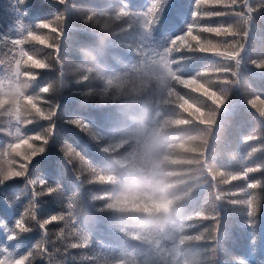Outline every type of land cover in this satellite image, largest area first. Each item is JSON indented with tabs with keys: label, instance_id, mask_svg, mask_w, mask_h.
I'll use <instances>...</instances> for the list:
<instances>
[{
	"label": "trees",
	"instance_id": "1",
	"mask_svg": "<svg viewBox=\"0 0 264 264\" xmlns=\"http://www.w3.org/2000/svg\"><path fill=\"white\" fill-rule=\"evenodd\" d=\"M196 2L169 0L156 24L154 9L159 0H68L67 9L53 0H27L24 4L0 0V84L27 80L36 108L43 106L41 95L45 106L49 102L59 106L55 135L46 152L29 165L28 178H43L50 185H61L62 191L40 198L37 218L43 220L59 212L66 218H79L47 226L46 249L42 247V253L34 255V264H264V187H248L249 181L264 183V171H252L264 167V116L249 105L254 97L264 98V70L252 63L264 60V0H240L259 8L251 13L241 7L236 15L197 21L206 26L233 25L242 32L243 19L250 15V31L242 41L239 62L226 60L212 50V45L225 37L194 25ZM198 2L206 4L207 0ZM205 10L222 11L211 6ZM119 12L126 15L114 22L115 35L102 48L100 37L104 33L94 23H86L85 17L95 13L103 18ZM241 13L243 16L238 15ZM42 21H52L63 33H51L53 43L59 45L58 53L34 43H11L23 39L27 29ZM84 49L97 54L99 65L113 77L111 83L81 79L80 66L86 65ZM21 52L47 58L51 68L23 67ZM18 60L28 75H16ZM31 73L39 74L38 80H31ZM177 77L207 87L226 97L227 103L218 108L204 87L182 85ZM47 85L54 89L52 94H42L40 89ZM133 86L137 88L134 94ZM24 107L18 104L9 114L0 109V151L23 134H39L48 128L49 121L31 123L28 118L32 115ZM213 115L215 122L210 123ZM76 118L90 124L89 135L67 123ZM247 137L253 139L245 142ZM70 147L90 165L70 158L65 152ZM161 152L172 159L193 161L166 166L180 173L176 179L187 181L170 190L182 196L174 212L180 231L172 232L173 239L162 234L168 229L163 216L97 211L107 203L125 202L122 198L131 203L132 198L147 194L152 180L149 164L154 154ZM16 160L20 162L19 157ZM0 165H7V157ZM209 171L222 172L224 177L213 180ZM108 176L117 179H100ZM229 177L236 179L229 184L221 182ZM28 178L0 184V247L6 253L0 260L17 261L29 251L35 252L45 232L35 226L15 241L7 239L8 228L25 218L34 199ZM252 197L259 205L254 225L244 203ZM68 204L74 207L66 211ZM198 213L219 217L218 235L213 221ZM81 228L91 243L87 248L69 247L82 242L70 234ZM61 230L63 236L59 235ZM138 234L145 240L133 238ZM197 235L204 239L179 243L182 236Z\"/></svg>",
	"mask_w": 264,
	"mask_h": 264
},
{
	"label": "snow or ice",
	"instance_id": "2",
	"mask_svg": "<svg viewBox=\"0 0 264 264\" xmlns=\"http://www.w3.org/2000/svg\"><path fill=\"white\" fill-rule=\"evenodd\" d=\"M27 0H19V3L24 4ZM169 2V0H159L158 5L154 9L156 11V24L159 23L162 12L164 10L165 5ZM207 6H211L217 9H222V11H206L205 8ZM243 7L244 12L251 13L253 11L259 10V8H253L250 6V3H241L240 0H207L206 4H202L200 2H196L195 5V12L198 14L197 20H195L194 25L200 28H204L206 31L214 33L217 37H225L226 39L216 41L212 45V50L215 51L219 56L223 57L226 60H232L239 62V58L241 56V53L244 51V43L242 41H246L249 32L247 35L241 34L234 30L233 25L225 26L223 24H220L218 26H206V25H200L197 23L199 19H204L205 17L211 18V17H222L227 16L230 13L233 15L237 14V9ZM249 9L252 11L250 12ZM243 14V13H241ZM47 29L48 32H43L41 30ZM58 28L54 26L52 21H42L39 22L34 29H27V32H31L32 35L27 37V42H24L23 39H21V43H34L36 45H43L44 47H47L49 49H52L54 52H57L56 44L53 43V36L51 33H57ZM188 31V30H187ZM186 31V32H187ZM250 31V29H249ZM181 38H184L183 34L180 35ZM197 36H199V33H197ZM231 39H227V38ZM58 53V52H57ZM29 56L33 57L37 61H42L43 64L39 67L37 66H31L34 69H49L47 66V58L45 57H38L36 53H28ZM255 66L258 69L264 70V65H256ZM32 76L38 80L39 74L37 73H31ZM44 94V92H42ZM40 106L39 109H42V111H39L38 114L32 115L28 118V120L31 123H36L38 121H49L48 128L39 134H33V135H26L23 134L22 136H19L14 141L10 142L6 149L3 151H0V160H3L4 157H7V165H0V184H4L7 181L14 180L16 178H28L29 174V165H31L32 161L38 157L43 155L48 145L51 142L52 137L55 135V127H56V118L58 116L59 112V106L54 105L51 102L47 106L44 104V96L41 95L40 100ZM250 107L255 109L261 116H264V98L261 97H254L252 100L249 101ZM67 123L71 124L75 128L79 129L81 132H84L89 135L91 131L90 124L80 118H76L70 121H67ZM27 123L25 124V126ZM252 137L245 138V142H249ZM258 139V137H257ZM39 141L40 143L37 144L35 142ZM65 152L68 153L69 157H76L79 159L80 163L85 165H90L89 161L85 159L82 154L77 151L76 149L70 147L66 148ZM20 158V162L16 160V158ZM71 162V159L69 160ZM252 171H264V167H255ZM251 172H248L247 175H250ZM247 175H244V179L247 181ZM248 183L252 184L254 187L253 189H260L264 187V183H261L260 181H249ZM28 184L33 186V196L34 199L30 202L28 211L24 213V217L27 218V220L32 221L33 223L26 224L25 218H20L15 222L14 227L8 228L7 233V239L9 241H15L18 237H21V234L28 233L33 229V227L38 226L39 229L45 230L41 242L36 244L35 252L29 251L25 258L18 259L16 262L17 264H34V255L41 254L40 251L41 248H45L44 245L47 243V226L53 222L56 221H62L59 218L64 216L62 212H59L57 214L49 216V218L40 220L37 218L36 215V209L39 206L38 201L41 197L48 195L53 196L58 195L62 191L61 185H50L45 179L43 178H28ZM39 185V190H36V186ZM253 201H249L246 206L251 207V214L255 215L256 211L259 207L257 203V198L253 197ZM233 204H236L235 202ZM70 204L67 205V209H70ZM203 219L208 220L211 219L213 221V227L216 229L217 235L219 230V223L217 222L219 220L218 216L215 215H209L205 213L203 215ZM41 225H44L41 227ZM62 231V230H61ZM60 231V233H61ZM59 233V234H60ZM70 247V245H69ZM5 248L0 247V256L5 255Z\"/></svg>",
	"mask_w": 264,
	"mask_h": 264
},
{
	"label": "clouds",
	"instance_id": "3",
	"mask_svg": "<svg viewBox=\"0 0 264 264\" xmlns=\"http://www.w3.org/2000/svg\"><path fill=\"white\" fill-rule=\"evenodd\" d=\"M54 3H59L62 5L68 6V0H53ZM251 12L252 10L249 9ZM124 15H126L123 12H119L114 16L108 15L104 16L103 18L98 17L95 13H91L85 17V22H92L96 26L100 28V31L104 33L100 37V45L102 48L107 47V39L115 35L114 31V22L119 21ZM240 16H243V14H238ZM66 18V17H64ZM62 17H57L58 20L64 19ZM252 17L249 15L247 18L243 19V31L241 32L239 28L234 27V30L247 35L249 32V23L251 21ZM58 35H63V33L58 28L57 31ZM32 33L28 32L27 36L23 38L24 42H27V37L31 36ZM14 45H23L21 43V39L13 40L11 41ZM57 52H59V45L56 44ZM84 59L86 61V65L80 66L83 75L81 77L82 80H89L90 78H95L97 80L101 81H107L109 83L112 82L113 77L106 74L104 69L99 65L98 60L99 57L93 50L84 49L82 50ZM21 56L24 58L23 67H29V66H41L43 64L42 61H37L33 57L29 56L27 52H21ZM253 64L256 65H264V60L261 61H253ZM49 68H51V65H47ZM15 71L17 76H25L28 75L26 73H23L21 61L15 62ZM230 71V70H226ZM235 75V73H233ZM31 80H35L36 78L34 76L30 77ZM180 84L182 85H194L195 88H201L204 87V91L207 93V96L212 99V101L217 105L218 108L223 107L227 103V98L218 95L216 92L209 91L207 87L200 85L196 82H194L191 79L184 80L180 79L179 77L176 78ZM31 88V83L27 80H13L11 83L8 84H0V109L3 110L5 114H9L12 112L14 106L18 104H23L24 110L29 115H36L39 111H42V109L36 108L35 99L33 96L29 95V89ZM41 92L52 94L54 89L51 85H47L40 89ZM137 91L136 86H133L131 89V92L134 94ZM19 112L20 109L16 108L17 113V119H19ZM210 123L215 122V115H213L209 121ZM181 148L184 147V145H180ZM107 151V149H105ZM204 153L202 152L201 155ZM181 163H193L191 160H178V159H172L170 155L166 153H156L154 154V159L149 164V170L151 172L152 180L150 185V190L147 192V194L139 195L135 198H132V202H127L129 198H122L125 202H112L107 203L103 209H97V211H104V210H110L117 213H120L122 215H136V214H146L150 217H159L163 216L165 219L168 220V229L163 230L162 234L168 238L173 239L172 232H178L180 231V225L177 220L174 218V212L178 208V206L181 204L182 196L180 195H173L171 193V189L178 188L184 184L187 183L184 179H176V177L180 176V173L172 170H168L166 166L168 165H175V164H181ZM2 171V169H0ZM209 175L212 177L213 180H216L217 177H224V173L217 172L213 173L209 171ZM93 179H96L93 177ZM101 180L107 179L109 182H115L116 177L114 176H108L100 177ZM233 179H236V177H229L221 179V182L224 184H229ZM249 188H253L254 186L252 184L248 185ZM249 201H253L252 198H247L244 203H248ZM233 201L232 203H234ZM237 203V202H235ZM70 209L74 207V205H69ZM247 215L251 218L250 222L252 225L256 222V217L259 213V207L256 211L255 215L251 214V207H247ZM198 216H201L203 218L202 213H198ZM60 220L70 222L74 220H78L79 218L75 215L70 216L68 218L62 216L59 218ZM44 225H41L43 227ZM70 234L76 235L80 238L82 241L81 243H73L70 245L72 248H87L89 244L91 243L90 238L87 233L84 232V230L81 228L79 230H73ZM60 236L64 235V231L62 230L59 234ZM136 240L144 241L145 237L143 235H135L133 237ZM204 239L203 235H197V236H182L179 240L180 244H184L185 242H191V241H202ZM0 264H17V262L12 258H5L3 260H0ZM183 264H191L189 261H184ZM243 264V262H241Z\"/></svg>",
	"mask_w": 264,
	"mask_h": 264
}]
</instances>
